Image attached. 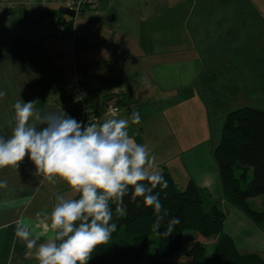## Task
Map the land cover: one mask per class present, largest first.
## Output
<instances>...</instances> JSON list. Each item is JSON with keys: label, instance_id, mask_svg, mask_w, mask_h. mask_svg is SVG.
<instances>
[{"label": "crops", "instance_id": "1", "mask_svg": "<svg viewBox=\"0 0 264 264\" xmlns=\"http://www.w3.org/2000/svg\"><path fill=\"white\" fill-rule=\"evenodd\" d=\"M172 3L99 0L90 8L93 20L87 12L81 22L60 15L50 0H0V135H11L12 106L19 98L37 100L41 112L63 110L79 121V109L64 101L67 87L83 83L96 115L89 123L111 117L105 112L108 99L118 105L119 118H130L137 110L141 123L130 125L129 134L161 157L155 165L165 163L176 182L164 158L178 157L197 185L222 200L216 165L205 146L183 151V145L213 133L210 125L211 134L201 127L205 116L220 126L236 108L264 109V0H193L183 12L187 30L178 26V40L162 32L167 19L172 20L167 15L180 10ZM110 8L132 33L118 32L121 25L108 16ZM182 103L189 108V123L183 122ZM171 125L175 131L165 134ZM32 165L25 157L17 169H0V180L6 181L0 188V264H38L34 250L15 237L17 224L29 225L43 242L51 233L38 224L36 214L50 213L58 195H76L59 180L41 183ZM224 207L223 232L241 253L264 257V231L238 209Z\"/></svg>", "mask_w": 264, "mask_h": 264}, {"label": "clouds", "instance_id": "2", "mask_svg": "<svg viewBox=\"0 0 264 264\" xmlns=\"http://www.w3.org/2000/svg\"><path fill=\"white\" fill-rule=\"evenodd\" d=\"M3 96L0 92V99ZM37 103L19 98L13 104L11 135H0V169H17L27 157L41 183L59 180L78 196L58 195L50 213L36 214L38 224L51 233L43 242L29 225L17 224L15 237L34 250L38 264H88L95 249L107 244L117 229L112 206L117 217L126 214L125 197L152 209V231L159 232L168 211L155 189H167L168 182L148 146L129 134L130 125L141 123L140 113L133 109L130 118H119L120 109L113 107L110 118L85 123L63 110L41 112ZM5 186L0 180V188ZM179 222L178 217L169 220L167 234Z\"/></svg>", "mask_w": 264, "mask_h": 264}, {"label": "trees", "instance_id": "3", "mask_svg": "<svg viewBox=\"0 0 264 264\" xmlns=\"http://www.w3.org/2000/svg\"><path fill=\"white\" fill-rule=\"evenodd\" d=\"M67 94L66 100H69L68 91ZM213 160L223 198L264 228V211L251 208L247 201L264 197V109L242 106L229 111L225 115L220 141L213 151ZM237 166L240 167L239 175L234 172ZM249 167L252 170L250 180L247 179ZM161 173L168 188L157 187L155 191L160 192L168 217L159 232L152 231L155 220L152 209L145 208L139 201L129 203L125 197L126 214L117 217L115 205L112 206L117 229L107 244L95 249L88 264H264V257L255 252L241 253L223 232L226 213L206 190L192 179L184 189H178L168 171ZM74 197L78 198L77 194ZM174 217L180 222L173 224L171 233L167 234V223ZM186 230L205 239L214 238L212 254L207 255L206 243L197 239L187 251L181 250ZM177 253L181 255L177 256Z\"/></svg>", "mask_w": 264, "mask_h": 264}, {"label": "rangeland", "instance_id": "4", "mask_svg": "<svg viewBox=\"0 0 264 264\" xmlns=\"http://www.w3.org/2000/svg\"><path fill=\"white\" fill-rule=\"evenodd\" d=\"M173 2V3H172ZM171 3L173 4V6H175L176 8L180 9L177 11V13H171V14H168L167 17H170L172 18V20H168L167 19V22L165 23L166 25V28L164 27V30L162 31L164 35L168 34V32H170V35L172 37H177V40H178V37H179V29H178V26L179 25H183V31L182 32H185V24H183L184 20V11H186L188 8H190L192 5H193V0H170V5ZM89 12V15H87V17H89V19L93 20L95 14H94V11L90 8H84L82 9L80 12L77 13L76 15V20L78 21H83L81 20V17L83 15V13H87ZM108 16L110 18H115L117 21H118V24L121 25L120 29H118L122 35H127V34H130L132 33L133 31H130L131 29H127V26L125 24V22H121L119 21L116 17L118 16V14L115 12L114 9H109L108 11ZM126 15H128V13H126ZM86 17V16H85ZM84 17V18H85ZM86 19V18H85ZM168 26H176L177 29L176 30H173V29H170L168 30ZM123 27V28H122ZM113 28L115 29V31L117 30V28H115V26H113ZM134 32H138V31H134ZM174 34V36H173ZM174 39L176 38H173V41ZM182 92L180 93H175V96H182ZM183 99V98H182ZM184 100V99H183ZM194 110L195 107H193ZM182 113V117L184 118V114L187 115V118H184V121L183 122H187L189 123V121H191V118H190V115H189V108L186 106V105H181L180 109H179ZM197 111V110H196ZM197 116L199 117V120H202L201 118V115L197 113ZM205 122L201 125V127L208 132V134H211V132H209V128L211 127L212 128V131L213 133L211 135H208V136H203L204 139H201L202 140H199V138L193 142H186L184 143L183 145V151H186L187 149L189 150L191 148V146H193V149L196 150V147L197 146H205V152H207L208 154V160L210 159V162L213 161L214 163V160H213V151L215 149V147L217 146V144L219 143L220 141V138H221V130H222V126H223V123H224V120L222 122V125L218 126L216 124V122H218L216 119H210V120H207L206 119V116H205ZM208 125H210V127H208ZM172 126V130H169L167 127L164 128V133L165 134H170V133H173L175 131L173 125ZM174 130V131H173ZM214 133L217 135L214 136ZM207 135V134H206ZM207 157L204 158V161L207 159ZM155 160L157 161H160L161 162V157L160 156H155ZM164 160H167L166 164H167V168H169L172 172V174L174 175L175 179H176V184H177V187L178 189H184L187 181L189 179H194V177L192 175H190L188 173V170L184 167V164L181 165L180 164V161H179V158L176 157V158H168V159H165ZM203 161V162H204ZM156 164V162H155ZM165 165V163L161 166H158V170L160 172L164 171L166 167H163ZM235 174L236 175H239L240 173V167L237 166L235 167ZM190 175V176H189ZM247 176H248V180H250L252 178V170L251 168L249 167L247 169ZM196 182V181H195ZM249 182V181H248ZM221 190V188H220ZM221 195H222V192H221ZM211 199H213V201L226 213V210H225V207H224V204L225 205H229V206H232L231 204H229L224 198H221L216 196V194L214 192L211 191V195H210ZM223 197V196H222ZM248 204L251 206V208L257 210V211H260V210H263L264 211V197L263 196H258V197H253V198H249L248 200ZM224 202V203H223ZM205 207V206H204ZM234 207V206H232ZM207 207H205L206 209ZM236 208V207H234ZM238 209V208H236ZM239 210V209H238ZM240 211V210H239ZM241 212V211H240ZM250 222L254 223L251 219H249L243 212H241ZM255 225H257L256 223H254ZM258 228H260L262 231H264V228L263 227H260V225L258 226ZM199 240L201 242H204L206 243V254L207 255H211L212 254V246H213V243L215 241L214 238H209V239H205V238H202L200 237L199 235H197L195 232H192V231H189V230H186L184 231V236H183V245H182V248L181 250L183 251H187V249L190 247V245L192 244V242L194 240ZM154 246H155V243L151 245V250L153 251L154 250ZM178 255H181L179 253H177V256Z\"/></svg>", "mask_w": 264, "mask_h": 264}, {"label": "built area", "instance_id": "5", "mask_svg": "<svg viewBox=\"0 0 264 264\" xmlns=\"http://www.w3.org/2000/svg\"><path fill=\"white\" fill-rule=\"evenodd\" d=\"M50 3L56 5L58 7H66L70 10H74L76 14L80 12L84 8H95L99 0H50ZM70 95L69 100H65V105L73 106L79 109L81 113V118L79 121H83L85 123L90 122L92 119H96L95 109L92 106L90 99L89 88L83 84L76 82L66 89ZM83 95V99L77 100L76 98L80 95ZM119 108L118 105L114 102V99H108L105 104V112L112 115L109 112L110 108ZM31 170L34 172V165L31 166Z\"/></svg>", "mask_w": 264, "mask_h": 264}, {"label": "water", "instance_id": "6", "mask_svg": "<svg viewBox=\"0 0 264 264\" xmlns=\"http://www.w3.org/2000/svg\"><path fill=\"white\" fill-rule=\"evenodd\" d=\"M58 11L59 13L66 15L70 18H74L76 16V12L74 10H70L66 7H59Z\"/></svg>", "mask_w": 264, "mask_h": 264}]
</instances>
